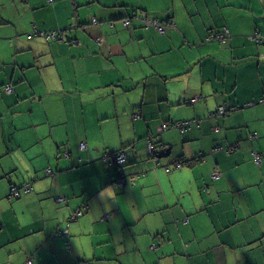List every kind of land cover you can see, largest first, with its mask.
Returning <instances> with one entry per match:
<instances>
[{"label": "crops", "instance_id": "1", "mask_svg": "<svg viewBox=\"0 0 264 264\" xmlns=\"http://www.w3.org/2000/svg\"><path fill=\"white\" fill-rule=\"evenodd\" d=\"M260 32L264 0H0V264H264Z\"/></svg>", "mask_w": 264, "mask_h": 264}, {"label": "built area", "instance_id": "2", "mask_svg": "<svg viewBox=\"0 0 264 264\" xmlns=\"http://www.w3.org/2000/svg\"><path fill=\"white\" fill-rule=\"evenodd\" d=\"M47 1L50 3L53 2V0H47ZM94 22H96V19H94ZM130 22H131L130 19L124 20V24L126 26H128L130 24ZM144 22H145L147 27L153 26L161 33H164L166 30V24L158 18H145ZM28 35L30 37H34V36L43 37L46 40H64V38H65V34H64L63 30L55 29V30H49V31H42V30L36 29V27H34L33 31L30 32V34H28ZM97 41L101 43L102 40L98 39ZM6 90H7V92H11L13 90V85L8 84L6 87ZM225 110H226L225 107L221 106L219 109V112L221 114H224ZM211 116H212V114H211ZM197 123H199L197 119L179 120L176 122H164L158 127V133L161 135L163 132L167 131L170 128H174V127L178 128L182 132H184V131L190 129L194 124H197ZM80 147H81V149H85L87 147V145L85 143H81ZM147 147H148L149 153L154 156L156 145L153 143L151 138H148ZM126 160H127V157H126L124 150H118V151H115L112 153H105V155H104V161H106L108 164H116V163L121 164V163L126 162ZM256 162L257 163L261 162V158L259 156H256ZM181 167H182V165L180 163H177L175 165V168H177V169H180ZM168 170H170V168H168ZM218 177H219V172L215 171L212 174V178L216 179ZM134 179H135V176H132L131 180L134 181ZM125 183H126V179H119L117 182V184L120 187H123L125 185ZM32 188H33V186L31 184H26L23 186V191L29 192L32 190ZM13 190H14L13 194L16 196H19L20 194L23 193L22 191L15 189V187H13ZM82 212H83L82 210L76 211L70 219L73 220V219L77 218L78 216L83 214ZM31 263H32V261L29 260L28 264H31Z\"/></svg>", "mask_w": 264, "mask_h": 264}, {"label": "trees", "instance_id": "3", "mask_svg": "<svg viewBox=\"0 0 264 264\" xmlns=\"http://www.w3.org/2000/svg\"><path fill=\"white\" fill-rule=\"evenodd\" d=\"M226 32H228V31H226ZM224 37V34H222V33H214V34H210L209 35V39H220V38H223ZM255 40L258 42V43H262V44H264V36L263 35H261V32H260V34L259 35H257L256 36V38H255ZM194 101H195V99H194ZM193 101V102H194ZM260 102H264V97H261V99H260ZM251 104H253V103H251ZM225 107V113L224 114H221L220 112H219V109H220V107H219V109L215 112V113H212V117H215V116H217V115H225L226 113H227V111H228V109H227V106H224ZM210 116H211V114H210ZM192 119H196V118H192ZM185 120H189V119H185ZM176 121H179V120H175V121H169V122H176ZM198 124V123H197ZM195 125V124H194ZM193 125V126H194ZM192 126V127H193ZM191 127V128H192ZM190 128V129H191ZM170 129H178V128H176V127H174V128H170ZM170 129H168V130H170ZM190 129H188V130H190ZM167 130V131H168ZM180 130V129H179ZM188 130H186V131H188ZM181 131V130H180ZM186 131H184V132H186ZM256 136V134L255 133H252L251 135H250V138H254ZM152 141H153V139H152ZM153 143L156 145V147H157V143L156 142H154L153 141ZM156 155V154H155ZM256 156H259L260 158H261V162L260 163H257L256 162ZM253 160H254V162L256 163V164H258V165H261L262 164V162H263V156H262V154L261 153H259V152H253ZM125 163V162H124ZM177 163H180L181 165H182V167H183V165H184V163H182V162H180V161H178ZM176 163V164H177ZM175 164V165H176ZM168 168H170V167H168ZM168 168L166 169L167 171H171V168H170V170H168ZM175 168V167H174ZM177 169V168H176ZM26 185V184H25ZM24 186V185H23ZM23 186H12V188H11V195L13 194V192H14V190H13V187H15V189H18V190H20V191H22L23 193H24V191H23ZM13 197H19V196H21V194L19 195V196H16V195H12Z\"/></svg>", "mask_w": 264, "mask_h": 264}, {"label": "rangeland", "instance_id": "4", "mask_svg": "<svg viewBox=\"0 0 264 264\" xmlns=\"http://www.w3.org/2000/svg\"><path fill=\"white\" fill-rule=\"evenodd\" d=\"M133 17H134L135 19H136V18H147L146 16L143 17L142 15H139V16H138V15H135V16H133ZM123 22H124V19H123Z\"/></svg>", "mask_w": 264, "mask_h": 264}, {"label": "bare ground", "instance_id": "5", "mask_svg": "<svg viewBox=\"0 0 264 264\" xmlns=\"http://www.w3.org/2000/svg\"><path fill=\"white\" fill-rule=\"evenodd\" d=\"M40 38H43V37H40ZM44 39V38H43Z\"/></svg>", "mask_w": 264, "mask_h": 264}, {"label": "water", "instance_id": "6", "mask_svg": "<svg viewBox=\"0 0 264 264\" xmlns=\"http://www.w3.org/2000/svg\"><path fill=\"white\" fill-rule=\"evenodd\" d=\"M107 153H109V152H107Z\"/></svg>", "mask_w": 264, "mask_h": 264}]
</instances>
